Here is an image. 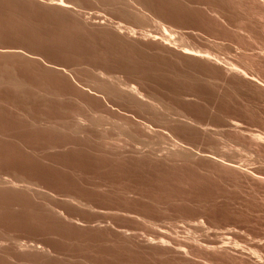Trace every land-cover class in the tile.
<instances>
[{
	"label": "rangeland",
	"instance_id": "obj_1",
	"mask_svg": "<svg viewBox=\"0 0 264 264\" xmlns=\"http://www.w3.org/2000/svg\"><path fill=\"white\" fill-rule=\"evenodd\" d=\"M76 1L68 0V2L73 3L71 4L73 6L72 10H75L74 12L58 7L55 0H0V264H257L256 260L251 258L253 250L256 251L258 257L262 258L257 259L263 262L264 183L255 178L253 179L247 174L229 170L227 167L230 164L229 158L230 161L233 160L234 164L237 163L236 166L243 170L247 169L248 172L259 169L257 167L264 163L257 159L259 158L258 155H262L264 151L258 154V151L250 148L248 141L244 140L245 138L239 134L242 130L247 131L248 128L252 132L253 130L254 132H264L263 93L261 95V91H257L256 87H252L251 84L247 83L245 85L246 83H242L234 77L233 79L232 75L225 74L221 68L222 71L218 69V66L212 63L211 65L205 59L203 61L200 58L193 57L194 51H200L205 56L220 61L222 59L229 63L235 62L243 69H248L247 65L251 64V60L246 59L242 51L244 47L248 48L249 46L242 47V45H251L252 43L248 44L249 41L246 39L239 40V36L236 37L237 35L234 37L233 30L234 24L236 27L240 23H244L245 26L248 24L247 28L250 27L249 29L255 35L259 33L256 21L252 17L254 7L245 0H215V2L214 0H137L136 2L133 0L135 9H132V12L131 8L124 5V2L122 4L123 0H114L115 2L112 1L111 3V0ZM74 2H76L77 7ZM113 2L114 7H112ZM226 2H228V6ZM79 3L82 5L78 6ZM239 3L240 5H238ZM104 4L105 6H103ZM66 6L68 7V5ZM117 8L121 9L116 10ZM214 9L221 10L220 12L225 16L224 18L228 16L227 20L223 19V21L217 22V19L211 14V10ZM81 12L82 14L85 13V15L80 14L82 17L78 15ZM140 14H142V17L145 15L144 18L139 19ZM146 16L148 17L145 20ZM225 20L229 23L227 24ZM220 22H225L230 26L233 25L231 27L233 29L227 25L225 27L224 23L220 24ZM118 23L120 27H123L122 30L125 33L122 31V34H120L117 30ZM76 24L78 26H75ZM98 25H101V28ZM127 28H134L138 34L134 31L136 34L133 35L135 36H131L132 34L127 33L129 31ZM165 33L168 36L171 34L169 37L177 45L173 43L174 46L169 40L170 38L167 41L163 40ZM179 35L180 37H178ZM178 39L180 42H178ZM163 41L171 43L172 47L163 45ZM244 41L245 43H243ZM235 42L237 44L234 46ZM186 47L193 48L194 51H190L192 52L191 56L190 52L183 50ZM164 48L166 49L163 50ZM182 50L187 51L189 55ZM181 51L183 54L186 53V58L185 55L180 54ZM227 53L229 54L227 55ZM216 54L221 55L220 58ZM242 59L244 60L242 61ZM247 61L250 62L246 64ZM120 63L121 65H118ZM242 64L243 66H241ZM244 65H246L245 68ZM254 67H256V70L259 68L257 70L259 78H264V67L258 66L257 68V65ZM202 70H204V73ZM99 71L105 72L107 75L120 77L125 81L127 80L126 82L129 81L130 84L135 83L138 88L143 86L141 89L139 88L142 93L148 96L154 94L151 97L159 99L161 106L164 102L163 108H168V111H170H165L163 114V109L162 114H159V112L153 115L151 112L142 111L122 101L118 104L119 101L116 102L115 99L112 100L109 97L111 98H108L110 102L107 99L106 101L110 103L107 105L113 107L111 110V107L106 105V101H103L102 92L104 90L98 88L100 85H97L99 76L96 73ZM182 76L184 77L182 78ZM223 76L225 78H222ZM205 78L209 80L216 79L210 82ZM162 79L163 81H161ZM18 86H20L19 89ZM255 93L257 94L255 95ZM188 95L189 98H187ZM222 97L224 100H222ZM187 101L189 102L187 103ZM76 103H78V106ZM204 110L206 111L204 112ZM249 110L251 111L249 112ZM182 111L184 114H182ZM167 113H169L168 116L172 115L176 120L182 118L179 119L182 121L180 123L176 122V124L174 122H172L173 124L170 123L173 127L169 123L168 125L163 124L159 118H163L162 115L165 118L168 117L166 116ZM188 113L189 115H187ZM184 115L187 119L189 118L190 122L186 123L187 119ZM230 117L234 122L238 120V123H242L239 125L241 127L243 125V127L237 128L238 130L241 129L239 133H237V129L231 127L232 120H230ZM76 118L84 119L80 121L84 132H78L80 133L78 135L75 127L80 124H78ZM101 118L103 120L109 119L112 125H106L102 128L93 124ZM226 118L230 120V125H227L229 121ZM134 120L148 123L152 126L154 133L145 132L144 134V132L139 131L138 138L134 137L133 134H136L134 132L139 130L134 125ZM193 122H197L198 127ZM118 123L125 124L127 127L125 125L121 127L122 125ZM184 123L188 125H184ZM190 123L192 124L191 127ZM211 125L216 126L212 127ZM226 125L227 128H225ZM179 126L184 127V130H182L183 128L179 129ZM201 126L204 128H201ZM105 128L108 129L106 134L108 133L107 136L110 139L105 137ZM187 128L190 129L187 130ZM229 128H232V130L228 131ZM115 129L117 130L116 135ZM224 129H227V131ZM219 130L224 133L223 136L226 137V140L228 139L225 142L226 144L223 143V141H226L225 139L222 141L216 135ZM119 131L124 132L122 136L118 133ZM234 131L236 134H234ZM245 131H243L244 134H247L248 131L247 133ZM71 133H74L73 137ZM228 135L230 138H228ZM238 136H241V140ZM66 138L69 139V142ZM103 138L107 139L103 141ZM130 139L135 140L134 143ZM117 143H120V146ZM179 144L183 149L179 147ZM175 145L182 150L180 154L185 151L186 159L181 157L184 154L169 157L170 153L176 150ZM226 145L234 149L232 150ZM168 146H170L169 149ZM248 147L253 152L249 151ZM218 149L220 154L223 152L225 155H217ZM249 153L252 155L250 156ZM208 155L210 158H208ZM218 156L225 159L228 156V159H221ZM262 157L264 159V154ZM187 158L190 160H187ZM258 161L262 163L259 164V162V165H257ZM217 162H222V164ZM248 164L252 165L249 166ZM217 166L221 169H218ZM213 167L216 169H213ZM224 168L226 171H224ZM261 168L263 170L260 169V171L264 173L263 165ZM30 190L34 191L31 193ZM233 241L234 243H232ZM185 250L186 253H184Z\"/></svg>",
	"mask_w": 264,
	"mask_h": 264
},
{
	"label": "bare ground",
	"instance_id": "obj_2",
	"mask_svg": "<svg viewBox=\"0 0 264 264\" xmlns=\"http://www.w3.org/2000/svg\"><path fill=\"white\" fill-rule=\"evenodd\" d=\"M55 1H57L56 2V4L58 5V7H61V8H63V9H65V10H67V11H71L72 9H73V6H72V4L70 3V2H68V0L66 1V0H55ZM78 1V0H77ZM76 1V2H77ZM108 1H110V0H108ZM112 1H114V0H111L110 1V3L112 2ZM116 1V0H115ZM114 1V2H115ZM118 1V0H117ZM120 1H122V0H120ZM135 2L137 1V0H134ZM133 0H123L122 1V4H123V2H124V5L126 6V7H128V8H131V10L132 9H135V2H134ZM219 1V0H218ZM231 1V0H230ZM229 1V2H230ZM234 1V0H233ZM238 1H241V0H238ZM245 1H247L249 4H251L253 7H254V9H253V11H254V14H253V16L252 17H254V19H255V21H256V26L258 27V30H259V33L258 32H256V30H255V32L256 33H258L259 35H260V37H258L259 35L257 34V35H255L254 34V32H252V30H250L249 28L250 27H248L247 28V23L248 22H250V21H248L247 23H245V24H247L246 26L245 25H243V24H241L240 23V25L239 26H236L235 27V24H234V30H233V33H235V35H234V37L236 36V37H238L239 38V40L241 39H246V40H248L249 42H248V44H251V45H242V47L243 46H249L248 48H243V51H242V54H243V56H244V54H245V57H246V59L248 58V60L250 59L251 60V64L247 61L246 62V64H248L247 65V68L248 69H246L245 67H246V65H244V68L245 69H243V67H240L238 64L236 65V63L234 62H231V63H229L228 61H225V60H222L221 59V61L220 60H218V59H216V58H213V57H210V56H205L204 54H202L203 52H200V51H194V50H192L191 48H183V50H187L188 52H190V51H194L193 52V57L194 58H200V59H205L206 61H208V62H210V64L212 63V64H214L215 66H218L219 68L218 69H222L224 72H225V74H230V76L232 75V78L234 77L235 79H238L239 81H241L242 83L244 82V83H246L245 85H247V83L250 85H252V87H256V89H257V91H261V95H262V93H263V95L262 96H264V78L262 79V78H259V72L257 71L259 68H258V66H260V67H264V0H245ZM54 2V1H53ZM76 2H74L75 3V6H76ZM79 2H80V0H79ZM84 2V1H83ZM97 2V1H96ZM100 2V1H99ZM102 2V1H101ZM114 2L112 3L113 4V6L112 5H110V6H112V7H114ZM193 2V1H192ZM191 2V3H192ZM214 2H215V0H214ZM222 2V1H221ZM224 2V1H223ZM85 3V2H84ZM106 3V2H105ZM108 3V2H107ZM106 3V4H107ZM110 3H108V4H110ZM121 3V2H120ZM145 3H147V2H145ZM197 3V2H196ZM227 3L228 2H226V5H227ZM238 3V2H237ZM240 3H242V2H240ZM240 3L238 4V5H240ZM64 4H66V5H68V7L66 6V5H64ZM118 4H119V2H118ZM142 4H144V3H142ZM233 4V3H232ZM245 4V3H244ZM244 4H242V5H244ZM247 4V3H246ZM53 5V4H52ZM78 6L80 5H82V4H77ZM85 5V4H84ZM98 5V4H97ZM121 5V4H120ZM138 5H140L139 3H138ZM138 5H136V6H138ZM209 5V4H208ZM207 5V6H208ZM213 5V4H212ZM234 5V4H233ZM65 6V7H64ZM103 6H105V4L103 5ZM118 5L116 4V7H117ZM124 6V7H125ZM205 6V5H204ZM222 6H224V5H222ZM228 6V5H227ZM247 6V5H246ZM46 7V6H45ZM77 7V6H76ZM107 7V6H106ZM106 7H104V8H106ZM123 7V8H124ZM126 7H125V9H126ZM141 7H142V5H141ZM152 7V6H151ZM216 7V6H215ZM221 7V6H220ZM225 8H226V6H224ZM223 7V8H224ZM57 8V7H56ZM78 8H80V7H78ZM99 8H103V7H99ZM111 8V7H110ZM109 8V9H110ZM138 8V7H137ZM136 8V9H137ZM143 8V7H142ZM141 8V9H142ZM153 8V7H152ZM217 8H218V6H217ZM250 8V7H249ZM53 9V8H52ZM111 9H114V8H111ZM118 9H121V8H117L116 10H118ZM140 9V8H139ZM202 9V8H201ZM208 9V8H207ZM206 9V10H207ZM239 9H240V7H239ZM46 10V9H45ZM153 10V9H152ZM56 11V10H55ZM72 11H74L75 12V10H72ZM79 12H80V10H78ZM82 11V10H81ZM137 11V10H136ZM147 11V10H146ZM149 11H150V9H149ZM221 10H216V9H214V10H211V14L215 17V19H217V22H219V21H223V19H226V18H228V16L226 17V18H224L225 16L224 15H222V13L220 12ZM225 11V10H224ZM239 11V10H238ZM242 11V10H241ZM245 11V10H244ZM248 11V10H247ZM252 11V12H253ZM77 12V11H76ZM101 12V11H100ZM119 12V11H118ZM132 12H133V10H132ZM142 13H143V11H141ZM206 12V11H205ZM240 12V11H239ZM249 12H251L250 10H249ZM54 13V12H53ZM52 13V14H53ZM78 13V12H77ZM113 13H115V12H113ZM126 13V12H125ZM134 13H135V11H134ZM151 13H152V11H151ZM232 13V12H231ZM242 13V12H241ZM244 13V12H243ZM57 14V13H56ZM59 14H60V12H59ZM80 14L81 15H85V13H83L82 14V12L81 13H79L78 15L80 16ZM136 14H138V13H136ZM144 14V13H143ZM209 15H211L210 13H208ZM233 14V13H232ZM248 14V13H247ZM74 15V14H73ZM88 15H90V14H88ZM96 15V14H95ZM142 14H140V16H141ZM155 15V14H154ZM230 15V14H229ZM241 15V14H240ZM244 15V14H243ZM246 15V14H245ZM56 16V15H55ZM62 16V15H61ZM69 16H70V14H69ZM114 16V15H113ZM120 16V15H119ZM144 16L145 15H143V17L141 16L139 19H141V18H144ZM231 16V15H230ZM234 16V15H233ZM232 16V17H233ZM248 16H250V15H248ZM72 17V16H71ZM80 17H82V16H80ZM133 17V16H132ZM147 17L148 16H146L145 17V20L147 19ZM156 17V16H155ZM158 17V16H157ZM156 17V18H157ZM212 17V16H211ZM236 17V16H235ZM246 17V16H245ZM124 18V17H123ZM134 18V17H133ZM151 18V17H150ZM159 18V17H158ZM249 18V17H248ZM70 19V18H69ZM79 19H81V18H79ZM78 19V20H79ZM124 19H126V18H124ZM231 19V18H230ZM250 19H251V17H250ZM66 20H67V18H66ZM73 20V19H72ZM76 20V19H75ZM83 20V19H82ZM91 20H92V18H91ZM105 20V19H104ZM128 20V19H127ZM152 20V19H151ZM227 20V19H226ZM225 20V22L228 24L229 22H227ZM243 20H246V19H243ZM88 21V20H87ZM90 21V20H89ZM101 21V20H100ZM106 21V20H105ZM107 21H109V20H107ZM129 21H130V19H129ZM140 21V20H139ZM211 21V20H210ZM254 21V20H253ZM64 22V21H63ZM99 22V21H98ZM132 22H133V20H132ZM138 22V21H137ZM144 22V21H143ZM153 22V21H152ZM225 22H223L224 23V26L225 25H227ZM236 22H238V21H236ZM240 22V21H239ZM244 22V21H243ZM157 23H159V22H157ZM171 23V22H170ZM169 23V24H170ZM210 23V22H209ZM222 22H220V24H221ZM222 23V24H223ZM231 23V22H230ZM251 24H252V22H250ZM119 24V23H118ZM117 24V25H118ZM134 24V23H133ZM146 24V23H145ZM145 24H143V25H145ZM149 24V23H148ZM154 24H156V23H154ZM153 24V25H154ZM161 24V23H160ZM211 24V23H210ZM255 24V23H254ZM253 24V25H254ZM74 25V24H73ZM97 25V24H96ZM136 25V24H135ZM135 25H133V26H135ZM158 25V24H157ZM163 25V24H162ZM75 26H78L77 24L75 25ZM84 26V25H83ZM99 27L101 26V25H98ZM114 26V25H113ZM214 26V25H213ZM227 26H229L230 28L233 26H230V24L229 25H227ZM250 26H252V25H250ZM115 27V26H114ZM157 27V26H156ZM163 27V26H162ZM226 27V26H225ZM254 27V26H253ZM89 28V27H88ZM101 28V27H100ZM158 28H159V26H158ZM92 29V28H91ZM90 29V30H91ZM97 29V28H96ZM104 29V28H103ZM123 29V27H120V24H119V26L117 27V30L120 32V34H122V30ZM165 29V28H164ZM172 29V28H171ZM231 29H233V28H231ZM254 29V28H253ZM102 30V29H101ZM107 30H108V27H107ZM113 30V29H112ZM111 30V31H112ZM127 30H129L127 33H129V34H132L131 36H135V35H133V34H138V32H136L135 30H134V28H130V29H128L127 28ZM162 31H163V29H161ZM160 30V31H161ZM167 30V29H166ZM106 31V30H105ZM136 33H135V32ZM158 31V30H157ZM159 31V32H160ZM170 31V30H169ZM173 31V30H172ZM178 31V30H177ZM215 31H217V30H215ZM220 31H222V30H220ZM225 31V30H224ZM254 31V30H253ZM124 32V31H123ZM143 32V31H142ZM145 32V31H144ZM158 32V33H159ZM168 32V31H167ZM184 32V31H183ZM214 32V31H213ZM111 33V32H110ZM116 33V32H115ZM125 33V32H124ZM158 33H156V34H158ZM171 33V32H170ZM173 34H174V32H172ZM225 33H227V32H225ZM233 33H231V34H233ZM119 34V35H120ZM141 34V33H140ZM149 34V33H148ZM154 34V33H153ZM169 34V33H168ZM222 34V33H221ZM124 35V34H123ZM145 35V34H144ZM160 35H161V33H160ZM171 35V34H170ZM169 35V36H170ZM181 35H182V33H181ZM224 35H226V34H224ZM148 36V35H147ZM155 36V35H154ZM162 36V35H161ZM168 35H167V33H165V37H164V39L163 40H166L167 41V39L168 38H170L169 40L171 41V43L173 44V43H175V42H172V38L171 37H167ZM174 36V35H173ZM187 36V35H186ZM185 36V37H186ZM114 37V36H113ZM118 38H119V36H117ZM125 37V36H124ZM141 37V36H140ZM178 37H180V35L178 36ZM223 37V36H222ZM229 37V36H228ZM233 37V38H234ZM121 38H122V36H121ZM126 38V37H125ZM134 38H136V37H134ZM149 38V37H148ZM174 39H175V37H173ZM183 38H184V36H183ZM115 39V38H114ZM127 39V38H126ZM145 39V38H144ZM153 39V38H152ZM151 39V40H152ZM180 39V38H179ZM178 39V40H179ZM181 39H182V37H181ZM185 39V38H184ZM183 39V41H185ZM214 39V38H213ZM221 39V38H220ZM223 39V38H222ZM228 39V38H227ZM226 39V40H227ZM132 40V39H131ZM155 40V39H154ZM229 40H230V38H229ZM135 41V40H134ZM158 41H160V40H158ZM189 41V40H188ZM223 41V40H222ZM238 41V40H237ZM133 42V41H132ZM178 42H180V40L178 41ZM182 42V41H181ZM191 42V41H190ZM239 42V41H238ZM240 42H242V41H240ZM158 43V42H157ZM160 43V42H159ZM170 43V44H171ZM185 43V42H184ZM187 43V42H186ZM210 43V42H209ZM218 43V42H217ZM234 43V42H233ZM243 43H245V41L243 42ZM242 43V44H243ZM246 43H247V41H246ZM169 44V42L168 43H166V42H164L163 41V45H166L167 47H172L171 45ZM176 44V43H175ZM183 44V43H182ZM195 44V43H194ZM213 44V43H212ZM216 44V43H215ZM214 44V45H215ZM221 44H222V42H221ZM237 44V42H235V44H234V46ZM241 44V43H240ZM152 45V44H151ZM161 45V44H160ZM174 45V44H173ZM177 45V44H176ZM184 45V44H183ZM187 45V44H186ZM191 45H192V43H191ZM197 45V44H196ZM218 45V44H217ZM229 45V44H228ZM175 46V45H174ZM185 46V45H184ZM198 46V45H197ZM209 46V45H208ZM241 46V45H240ZM254 46H255V48H254ZM156 47V46H155ZM159 47V46H158ZM183 47V46H182ZM189 47V46H188ZM203 47H205V46H203ZM230 47V46H229ZM231 47H233V46H231ZM237 47V46H236ZM241 47V48H242ZM153 48H154V46H153ZM161 48V47H160ZM176 48H177V46H176ZM200 48V47H199ZM217 48V47H216ZM238 48V47H237ZM241 48H240V50H241ZM24 49V48H23ZM158 49V48H157ZM162 49V48H161ZM166 48H164L163 50H165ZM201 49V48H200ZM199 49V50H200ZM211 49V48H210ZM218 49V48H217ZM221 49V48H220ZM230 49V48H229ZM235 50H236V48H234ZM179 50V49H178ZM182 50V51H183ZM197 50V49H196ZM209 50V49H208ZM213 50V49H212ZM239 50V51H240ZM102 51H104V50H102ZM152 51V50H151ZM177 51V50H176ZM181 51V52H182ZM187 51H183V52H186L187 54H188V52ZM207 51V50H206ZM215 51V50H214ZM217 51V50H216ZM220 51V50H219ZM222 51V50H221ZM229 51V50H228ZM237 51H238V49H237ZM32 52V51H31ZM121 52V51H120ZM171 52V51H170ZM183 52L182 53H180L181 55L183 54ZM192 52H190V56H191V53ZM195 52H197V53H195ZM210 52V51H209ZM213 52V51H212ZM226 52V51H225ZM232 52V51H231ZM244 52V53H243ZM248 52H250V53H248ZM21 53V52H20ZM156 53H157V51H156ZM168 53H169V51H168ZM186 53H184L183 55H185ZM194 53H195V56H194ZM223 53H224V51H223ZM38 54V53H37ZM103 54V53H102ZM163 54H164V52H163ZM170 54V53H169ZM172 54V53H171ZM208 55H209V53H207ZM206 54V55H207ZM210 54H211V52H210ZM229 53H227V55H228ZM39 55V54H38ZM105 55V54H104ZM103 55V56H104ZM158 55H160L159 53H158ZM165 55V54H164ZM189 55V54H188ZM211 55H213V54H211ZM214 55H215V53H214ZM217 55V54H216ZM222 55H224V54H222ZM236 55V54H235ZM238 55H240V54H238ZM167 56V55H166ZM217 56H219V55H217ZM221 56V55H220ZM220 56H219V58H220ZM226 56V55H225ZM242 56V57H243ZM169 57H170V55H169ZM231 57H232V55H231ZM97 58V57H96ZM171 58V57H170ZM176 58V57H175ZM181 58V57H180ZM185 58H186V55H185ZM184 58V59H185ZM192 58V57H191ZM229 58V57H228ZM238 58V57H237ZM241 58V57H240ZM103 59V58H102ZM108 59V58H107ZM157 59V58H156ZM190 59V58H189ZM224 59V58H223ZM226 59H227V57H226ZM235 59V58H234ZM94 60V59H93ZM168 60V59H167ZM177 61H178V59H176ZM195 61H197L196 59H194ZM238 60V59H237ZM237 60H235L236 62H237ZM241 60V59H240ZM244 59H242V61H243ZM95 61H97V60H95ZM103 61V60H102ZM110 61V60H109ZM174 61H175V59H174ZM187 61V60H186ZM199 61V60H198ZM201 61V60H200ZM204 61V60H203ZM234 61V60H233ZM104 62V61H103ZM105 62H106V59H105ZM120 62V61H119ZM171 62H172V60H171ZM179 62V61H178ZM188 62V61H187ZM238 62H240V61H238ZM52 63V62H51ZM101 63V62H100ZM170 63V62H169ZM182 63H184V62H182ZM194 63V62H193ZM245 63V62H244ZM113 64V63H112ZM116 64V63H115ZM158 64V63H157ZM164 64V63H163ZM167 64V63H166ZM195 64V63H194ZM211 64V65H212ZM103 65V64H102ZM118 65H121V63L120 64H118ZM123 65V64H122ZM171 65H173V64H171ZM170 65V66H171ZM182 65V64H181ZM209 65V64H208ZM255 65H257V70H256V67H254ZM58 66H60V65H58ZM71 66V65H70ZM77 66V65H76ZM164 66V65H163ZM174 66V65H173ZM180 66V65H179ZM205 66V65H204ZM210 66V65H209ZM241 66H243V64L241 65ZM73 67V66H72ZM71 67V68H72ZM94 67V66H93ZM168 67V66H167ZM178 67V66H177ZM185 67H187V66H185ZM199 67V66H198ZM207 67V66H206ZM205 67V68H206ZM166 68V67H165ZM183 68V67H182ZM172 69V68H171ZM197 69V68H196ZM220 69V70H221ZM261 69V68H260ZM66 70V69H65ZM65 70H64V72H65ZM68 70V69H67ZM138 70V69H137ZM168 70V69H167ZM221 70V71H222ZM262 70V69H261ZM260 70V71H261ZM264 70V69H263ZM69 71V70H68ZM82 71V70H81ZM102 71V70H101ZM109 71V70H108ZM173 71V70H172ZM189 71V70H188ZM195 71V70H194ZM203 71V73H204V70H202ZM216 71V70H215ZM92 72V71H91ZM110 72V71H109ZM116 72H118V71H116ZM137 72V71H136ZM177 72V71H176ZM175 72V73H176ZM186 72V71H185ZM200 72V71H199ZM206 72V71H205ZM257 72V73H256ZM142 73V72H141ZM168 73V72H167ZM171 73V72H170ZM214 73V72H213ZM217 73V72H216ZM216 73H215V75H216ZM261 73V72H260ZM263 73V72H262ZM261 73V74H262ZM61 74H63V73H61ZM73 74V73H72ZM98 76H99V81H98V83H97V85H100L98 88H101L102 90H104V92H102V98H103V101L105 102L106 101V99L107 100H109V99H111L112 98V100H116V102H118V104L120 103V101H122V102H125V103H127V104H129V105H131V106H134V107H137V108H139V109H141L142 111H148V112H151L153 115H156V114H154V113H159V114H162V112L161 111H163V109H164V111H163V114L165 113V111H167V112H169L168 111V108L166 109V108H163L164 106H163V104L165 105V103L164 102H162V106H161V102H159L158 100H157V98L155 99V98H152L151 97V95L150 96H148V95H146V94H144V93H142L141 92V88L143 87H141L140 88V86H139V88L135 85V83L134 84H130V82L128 81V82H126L125 80H123L122 78H120V77H115V76H112V75H107V74H105V72L103 73V72H98V73H96ZM186 74V73H185ZM207 74V73H206ZM218 74V73H217ZM95 75V74H94ZM96 75V76H97ZM140 75V74H139ZM174 75V74H173ZM181 75V74H180ZM258 75V76H257ZM10 76V75H9ZM15 76V75H14ZM62 76V75H61ZM65 76V75H64ZM192 76V75H191ZM227 76V75H226ZM264 76V75H263ZM8 77V76H7ZM13 77V76H12ZM68 77V76H67ZM125 77V76H124ZM138 77V76H137ZM141 77V76H140ZM151 77V76H150ZM178 77H180L179 75H178ZM184 76H182V78H183ZM187 77V76H186ZM190 77V76H189ZM203 77V76H202ZM5 78V77H4ZM9 78V77H8ZM82 78V77H81ZM93 78H95V77H93ZM126 78V77H125ZM176 78V77H175ZM194 78H197V77H194ZM208 78H210V77H208ZM208 78H205V79H208ZM218 78V77H217ZM222 78H225L224 76L222 77ZM232 78H229V79H232ZM233 78V79H234ZM7 79V78H6ZM13 79H16V78H13ZM139 79V78H138ZM148 79V78H147ZM177 79V78H176ZM213 80H209L208 79V81H214L215 79L214 78H212ZM227 79V78H226ZM17 80V79H16ZM62 80V79H61ZM68 80V79H67ZM83 80V79H82ZM87 80V79H86ZM89 80V79H88ZM95 80V79H94ZM130 80V79H129ZM145 80V79H144ZM183 81H184V79H182ZM192 80V79H191ZM224 80V79H223ZM237 80V81H238ZM6 81V80H5ZM136 81V80H135ZM161 81H163V79L161 80ZM181 81V80H180ZM201 81V80H200ZM217 81V80H216ZM215 81V82H216ZM225 81V80H224ZM236 81V82H237ZM24 83H25V81H23ZM22 82V83H23ZM64 82V81H63ZM70 82V81H69ZM82 82V81H81ZM86 82V81H85ZM133 82V81H132ZM131 82V83H132ZM140 82V81H139ZM142 82V81H141ZM148 82V81H147ZM157 82V81H156ZM175 82V81H174ZM188 83L190 82V81H187ZM197 82V81H196ZM196 82H193V83H196ZM202 82V81H201ZM241 82H239L240 84H241ZM2 83V82H1ZM9 83V82H8ZM7 83V84H8ZM23 83V84H24ZM65 83V82H64ZM84 83V82H83ZM95 83H96V81H95ZM154 83V82H153ZM184 83V82H183ZM192 83V82H191ZM221 83V82H220ZM18 84V83H17ZM16 84V85H17ZM21 84V83H20ZM141 84V83H140ZM165 84V83H164ZM168 84H170V83H168ZM174 84V83H173ZM176 84V83H175ZM199 84V83H198ZM204 84V83H203ZM210 84V83H209ZM214 84V83H213ZM221 84H223V83H221ZM220 84V85H221ZM227 84V83H226ZM11 85V84H10ZM16 85L14 86V88L16 87ZM25 85H27V84H25ZM86 85H88V84H86ZM94 85V84H93ZM143 85V84H142ZM150 85V84H149ZM155 85V84H154ZM160 85V84H159ZM185 85V84H184ZM190 85V84H189ZM228 85H229V82H228ZM237 85V84H236ZM245 85H244V87H245ZM91 86H92V84H91ZM152 86V85H151ZM187 86V85H186ZM225 86V85H224ZM231 86H232V84H231ZM234 86V85H233ZM243 86V85H242ZM19 87L20 86H18V89H19ZM22 87H24V86H22ZM21 87V88H22ZM68 87V86H67ZM150 87V86H149ZM155 87V86H154ZM164 87V86H163ZM170 87V86H169ZM176 87V86H175ZM191 87H192V85H191ZM201 87V86H200ZM202 87H203V85H202ZM213 87V86H212ZM216 87V86H215ZM221 87V86H220ZM235 87V86H234ZM251 87V88H252ZM89 88H93V87H89ZM160 88V87H159ZM181 88V87H180ZM186 88V87H185ZM184 88V89H185ZM194 88V87H193ZM223 88H225V87H223ZM17 88H16V90H18ZM150 89V88H149ZM158 89V88H157ZM176 89H177V87H176ZM198 89V88H197ZM214 89V88H213ZM242 89H244V88H242ZM255 89V90H256ZM77 90V89H76ZM145 90V89H144ZM174 90V89H173ZM183 90V89H182ZM186 90V89H185ZM184 90V91H185ZM191 90H193V89H191ZM200 90V89H199ZM217 90V89H216ZM219 90V89H218ZM231 90V89H230ZM229 90V91H230ZM245 90V89H244ZM55 91V90H54ZM93 91H95V90H93ZM179 91H180V89H179ZM209 91V90H208ZM232 91V90H231ZM235 91V90H234ZM247 91V90H246ZM249 91V90H248ZM251 91V90H250ZM256 91V92H257ZM49 92V91H48ZM97 92V91H96ZM100 92V91H99ZM147 92V91H146ZM195 92V91H194ZM198 92V91H197ZM201 92V91H200ZM205 92V91H204ZM220 92V91H219ZM242 92H244V91H242ZM65 93V92H64ZM85 93V92H84ZM91 93V92H90ZM101 93V92H100ZM153 93V92H152ZM164 93V92H163ZM206 93V92H205ZM204 93V94H205ZM233 93V92H232ZM240 93H241V91H240ZM248 93V92H247ZM254 93V92H253ZM252 93V94H253ZM258 93V92H257ZM257 93H255V95L257 94ZM82 94V93H81ZM189 94V93H188ZM199 94V93H198ZM211 94V93H210ZM249 94V93H248ZM60 95V94H59ZM63 95V94H62ZM194 95V94H193ZM214 95V94H213ZM227 95H229V94H227ZM247 95V94H246ZM75 96V95H74ZM82 96H83V94H82ZM89 96H91V95H89ZM101 96V95H100ZM152 96H154V94L152 95ZM172 96V95H171ZM195 96V95H194ZM207 96V95H206ZM211 96V95H210ZM221 96V95H220ZM219 96V97H220ZM249 96H251V95H249ZM261 96V97H262ZM52 97V96H51ZM62 97V96H61ZM64 97V96H63ZM109 97H111V98H109ZM174 97V96H173ZM196 97V96H195ZM203 97V96H202ZM232 97V96H231ZM252 97V96H251ZM255 97V96H254ZM70 98V97H69ZM97 98V97H96ZM101 98V99H102ZM105 98V99H104ZM109 98V99H108ZM176 98H178V97H176ZM182 98V97H181ZM187 98H189V95H188V97ZM212 98V97H211ZM210 98V99H211ZM225 98V97H224ZM229 98V97H228ZM235 98V97H234ZM234 98H232V99H234ZM249 98V97H248ZM247 98V99H248ZM58 99V98H57ZM71 99H73V98H71ZM90 99V98H89ZM191 99V98H190ZM214 99V98H213ZM231 99V98H230ZM236 99V98H235ZM238 99V98H237ZM262 99V98H261ZM263 99H264V97H263ZM83 100V99H82ZM93 100V99H92ZM96 100V99H95ZM94 100V101H95ZM168 100V99H167ZM173 100V99H172ZM192 100H193V98H192ZM191 100V101H192ZM198 100V99H197ZM222 100H224L223 99V97H222ZM259 100V99H258ZM63 101H65L64 99H63ZM67 102H68V100H66ZM73 101V100H72ZM164 101H166V100H164ZM242 101V100H241ZM250 101V100H249ZM70 102H71V100H70ZM76 102V101H75ZM74 102V103H75ZM97 102V101H96ZM109 102H110V100H109ZM109 102H107L106 101V105L109 103ZM115 102V101H114ZM173 102V101H172ZM189 101H187V103H188ZM196 102V101H195ZM252 102V101H251ZM262 102H264V101H262ZM79 103V102H78ZM78 103H76L77 104V106H78ZM100 103V102H99ZM124 103V104H125ZM168 103V102H167ZM186 103V102H185ZM231 103V102H230ZM257 103V102H256ZM68 104H70L69 102H68ZM110 104V103H109ZM126 104V105H127ZM228 104V103H227ZM243 104V103H242ZM241 104V105H242ZM255 104V103H254ZM260 104H261V102H260ZM259 104V105H260ZM91 106H92V104H90ZM115 105V104H114ZM113 105V106H114ZM174 105V104H173ZM172 105V106H173ZM197 105V104H196ZM232 105V104H231ZM258 105V106H259ZM263 105V104H262ZM68 106V105H67ZM95 106H97V105H95ZM101 106V105H100ZM107 106H109V105H107ZM125 106V105H124ZM123 106V107H124ZM128 106V105H127ZM235 106V105H234ZM258 106H257V108H258ZM73 107V106H72ZM85 107V106H84ZM106 107V106H105ZM109 107H111V110H112V106H109ZM130 107V106H129ZM167 107H169V106H167ZM183 107V106H182ZM185 107V106H184ZM240 107V106H239ZM238 107V108H239ZM244 107V106H243ZM248 107V106H247ZM251 107V106H250ZM96 108V107H95ZM127 108V107H126ZM136 108V109H137ZM181 108V107H180ZM191 108V107H190ZM198 108V107H197ZM210 108H212V107H210ZM237 108V107H236ZM246 108V107H245ZM262 108V107H261ZM130 109V108H129ZM177 109V108H176ZM196 109V108H195ZM233 109V108H232ZM241 109V108H240ZM247 109V108H246ZM249 109V108H248ZM251 109H253L252 107H251ZM92 110V109H91ZM133 111H135L134 109H132ZM138 110V109H137ZM178 110V109H177ZM184 110V109H183ZM192 110V109H191ZM226 110H227V108H226ZM230 110V109H229ZM235 110V109H234ZM242 110V109H241ZM254 110V109H253ZM259 110H261V109H259ZM263 110H264V108H263ZM89 111V110H88ZM119 111V110H118ZM176 111V110H175ZM181 111V110H180ZM206 110H204V112H205ZM208 111H210V110H208ZM213 111V110H212ZM211 111V112H212ZM251 110H249V112H250ZM116 112V111H115ZM140 112V111H139ZM190 112V111H189ZM194 112V111H193ZM198 112V111H197ZM225 112V111H224ZM223 112V113H224ZM239 112H241V111H239ZM245 112H246V110H245ZM248 112V111H247ZM91 113V112H90ZM137 113V112H136ZM174 113H176V112H174ZM186 113V112H185ZM192 113V112H191ZM191 113H190V116H191ZM208 113V112H207ZM256 113V112H255ZM74 114V113H73ZM77 114V113H76ZM75 114V115H76ZM80 114V113H79ZM88 114H89V112H88ZM168 114L169 113H167V115L166 116H168ZM182 114H184L183 113V111H182ZM196 114V113H195ZM194 114V115H195ZM201 114H203V113H201ZM200 114V115H201ZM218 114V113H217ZM245 114V113H244ZM262 114V113H261ZM90 115V114H89ZM120 115V114H119ZM143 115V114H142ZM174 115V114H173ZM177 115L179 116V114L177 113ZM181 115V114H180ZM187 115H189V113L187 114ZM209 115V114H208ZM215 115V114H214ZM220 115V114H219ZM224 115V114H223ZM251 115V114H250ZM85 116V115H84ZM95 116V115H94ZM136 116V115H135ZM151 116V115H150ZM160 116V115H159ZM172 116V115H171ZM170 115L168 116V117H166L165 118V116L164 115H162V117L163 118H159L161 121L160 122H163V124H167L168 125V123L170 124V123H172V122H174L175 124H176V122H181L179 119H182V118H179L178 120H176V119H174L173 118V116L171 117ZM178 116H177V118H178ZM189 116V117H190ZM211 116V115H210ZM227 116V115H226ZM234 116V115H233ZM78 117V116H77ZM80 117V116H79ZM151 117H153V116H151ZM171 117V118H170ZM176 117V116H175ZM180 117V116H179ZM184 117L187 119V117L184 115ZM213 117H215V116H213ZM219 117V116H218ZM223 117V116H222ZM229 117V116H228ZM227 117V118H228ZM236 117V116H235ZM247 117V116H246ZM253 117V116H252ZM61 118V117H60ZM73 118V117H72ZM95 119H96V117H94ZM99 118V117H98ZM102 118H104V117H102ZM101 118V119H102ZM153 118H155V117H153ZM158 118V117H157ZM226 118V119H227ZM237 118V117H236ZM250 118V117H249ZM264 118V117H263ZM73 119H75V118H73ZM77 119V118H76ZM83 119V118H82ZM82 119H77L78 120V124H80V125H76V131H77V135L78 134H80V133H83L84 132V130H83V127L81 126V123H80V121L82 120ZM87 119V118H86ZM91 119H92V117H91ZM101 119H99V121L98 120H96V122L95 123H93V124H96V125H98L99 127H102V128H104L106 125H112V124H110L111 123V121L109 120V119H107V120H101ZM189 119V118H188ZM187 119V120H188ZM194 119V118H193ZM241 119V118H240ZM258 119V118H257ZM257 119H255V120H257ZM64 120V119H63ZM84 120V119H83ZM89 120H90V118H89ZM109 120V121H108ZM116 120V119H115ZM130 120V119H129ZM132 120V119H131ZM152 120V119H151ZM186 120V123H188V122H190L189 120L187 121ZM214 120V119H213ZM220 120V119H219ZM225 120V119H224ZM228 120V119H227ZM230 120H232L231 119V117H230ZM230 120H228L229 121V124H227V125H230ZM235 120V119H234ZM244 120V119H243ZM249 120V119H248ZM247 120V121H248ZM262 120V119H261ZM38 121V120H37ZM36 121V122H37ZM50 121V120H49ZM52 121V120H51ZM88 121V120H87ZM119 121V120H118ZM127 121V120H126ZM135 121L136 120H134L133 122H134V125L136 126V128L137 129H139V130H136L134 133H136V134H133L134 135V137H137L138 138V136H139V134H138V132L139 131H142V132H144V134H145V132L147 133H154L153 131V128H152V126L151 125H149L148 123H146V122H138V121H136V124H135ZM184 121V120H183ZM191 121H193L192 119H191ZM195 121V120H194ZM201 121V120H200ZM226 121V120H225ZM224 121V122H225ZM238 120H235V122L232 120L231 121V127H234L235 129H239V127L240 128H242L243 127V125H242V127L239 125V124H242V123H238L237 122ZM246 121V120H245ZM250 121H252V120H250ZM253 121H254V119H253ZM264 121V120H263ZM44 122V121H43ZM73 122H76V121H73ZM90 122V121H89ZM124 122V121H123ZM132 122V123H133ZM185 122V121H184ZM212 122H214V121H212ZM211 122V123H212ZM216 122H218V121H216ZM223 122V123H224ZM35 123V122H34ZM34 123H33V125H34ZM47 123V122H46ZM49 123V122H48ZM47 123V124H48ZM67 123V122H66ZM92 123V122H91ZM113 123V122H112ZM130 123V122H129ZM186 123H184V125L186 124ZM193 123H195V122H193ZM201 123V122H200ZM207 123V122H206ZM219 123V122H218ZM222 123V124H223ZM226 123H228V122H226ZM225 123V124H226ZM243 123H245V122H243ZM50 124V123H49ZM59 124V123H58ZM83 124V123H82ZM118 124H120V123H118ZM117 124V125H118ZM131 124V123H130ZM151 124V123H150ZM162 124V125H163ZM173 124V123H172ZM182 124V123H181ZM196 125H197V127H198V124H197V122L195 123ZM208 124V123H207ZM206 124V125H207ZM213 124V123H212ZM256 124H258V123H256ZM45 125V124H44ZM52 125H54V124H52ZM51 125V126H52ZM95 125V126H96ZM115 125V124H114ZM120 125H122V124H120ZM125 125V124H124ZM124 125H122L121 127H123ZM129 125V124H128ZM161 125V124H160ZM159 125V126H160ZM171 125V124H170ZM183 125V126H184ZM186 125H188V124H186ZM190 125V127H191V123L189 124ZM220 125V124H219ZM226 125V127L225 128H227L228 126ZM246 125V124H245ZM250 125V124H249ZM253 125V124H252ZM84 126H85V124H84ZM97 126V127H98ZM126 126V125H125ZM130 127H131V125H129ZM172 127H173V125H171ZM176 126H178V125H176ZM210 126V125H209ZM212 127H214V126H216V125H211ZM73 127H74V125H73ZM93 127V126H92ZM98 127V128H99ZM108 127V126H107ZM117 127V126H116ZM127 127V126H126ZM125 127V128H126ZM180 127V126H179ZM189 127V126H188ZM196 127V128H197ZM223 127H224V125H223ZM246 127V126H245ZM244 127V128H245ZM254 127V126H253ZM258 127V126H257ZM256 127V128H257ZM261 127V126H260ZM259 127V128H260ZM59 128V127H58ZM69 128V127H68ZM84 128H86V127H84ZM89 128V127H88ZM95 128V127H94ZM115 128V127H114ZM166 128V127H165ZM181 128H183L182 130H184V127H180L179 129H181ZM201 128H204V127H202L201 126ZM243 128V129H244ZM252 128V127H251ZM250 128V129H251ZM51 129H52V127H51ZM54 129V128H53ZM73 129V128H72ZM132 129V128H131ZM130 129V130H131ZM190 129V128H189ZM188 128H187V130H189ZM194 129V128H193ZM199 129H200V127H199ZM206 129V128H205ZM204 129V130H205ZM220 129V128H219ZM230 129V128H229ZM237 129V130H238ZM264 129V128H263ZM69 130V129H68ZM74 130V129H73ZM73 130H70V131H73ZM86 130V129H85ZM91 130H92V128H91ZM104 130V129H103ZM106 130H108V129H106L105 128V130H104V132H105V137H107V138H109L108 136H107V134H106ZM122 130V129H121ZM133 130H135V129H133ZM187 130H185V131H187ZM203 130V131H204ZM209 130V129H208ZM223 130V129H222ZM224 130H226L227 131V129H224ZM232 130V128L230 129V130H228V131H231ZM248 130H249V128H248ZM247 130V131H248ZM261 130V129H260ZM259 130V131H260ZM60 131V130H59ZM75 131V132H76ZM90 131V130H89ZM112 131V130H111ZM115 135H116V133H117V130L115 129ZM156 131V130H155ZM178 131V130H177ZM180 131V130H179ZM178 131V132H179ZM199 131V130H198ZM221 130H219V132L218 133H216V135L219 137V139H221L222 141L225 139L226 140V137H224L223 136V134L224 133H222V132H220ZM226 131H225V133H226ZM239 131H241V129L240 130H238V132L237 133H239ZM243 131H245V130H242V132ZM247 131H245V133H247ZM255 131H256V129H255ZM66 132V131H65ZM74 132V133H75ZM78 132H80V133H78ZM109 132V131H108ZM113 132V131H112ZM127 132H129V131H127ZM165 132V131H164ZM202 132V131H201ZM206 132H207V130H206ZM224 132V131H223ZM242 132H240L239 134L240 135H242V137H244L245 139L244 140H247L248 142L247 143H249L248 145L250 146V148H254V149H256L257 151H258V154H260L261 153V151H264V132H254V130H253V132L252 131H248V133L247 134H244V132L242 133ZM73 133V134H74ZM88 133V132H87ZM94 133V132H93ZM92 133V134H93ZM110 133V132H109ZM114 133V132H113ZM119 134H121V136L123 135V131H119L118 132ZM126 133V132H125ZM158 133V132H157ZM182 133V132H181ZM181 133H179V135H181ZM188 133H189V131H188ZM191 133H192V131H191ZM190 133V134H191ZM208 133V132H207ZM69 134V133H68ZM72 134V133H71ZM73 134H72V137H73ZM86 134V133H85ZM97 134V133H96ZM127 134V133H126ZM130 134H132L131 132H130ZM164 134V133H163ZM176 134V133H175ZM195 134H197L196 132H195ZM195 134H194V136H195ZM204 134V133H203ZM226 134H228V133H226ZM225 134V135H226ZM234 134H236L235 133V131H234ZM233 134V135H234ZM239 134H237V135H239ZM70 135V134H69ZM99 135V134H98ZM103 135V134H102ZM110 135V134H109ZM115 135H114V137H115ZM232 135V134H231ZM232 135V136H233ZM75 136V135H74ZM95 136V135H94ZM101 136V135H100ZM117 136H119V135H117ZM167 136V135H166ZM182 136H184V135H182ZM181 136V137H182ZM202 136V135H201ZM207 136V135H206ZM68 137V136H67ZM70 137V136H69ZM86 137V136H85ZM87 137H90V136H87ZM113 137V136H112ZM141 137H143V136H141ZM169 137V136H168ZM180 137V138H181ZM197 137V136H196ZM221 137V138H220ZM239 138L241 137V136H238ZM82 138V137H81ZM80 138V139H81ZM101 138V137H100ZM107 138H103V141H104V139H107ZM115 138H117V137H115ZM123 138V137H122ZM128 138H130V137H128ZM150 138V137H149ZM165 138V137H164ZM177 138V137H176ZM185 138V137H184ZM228 138H230L229 137V135H228ZM67 139V138H66ZM79 139V138H78ZM83 139V138H82ZM102 139V138H101ZM110 139V138H109ZM134 139V138H133ZM141 139V138H140ZM143 139V138H142ZM151 139H152V137H151ZM159 139V138H158ZM157 139V140H158ZM166 139V138H165ZM165 139H163V140H165ZM187 139V138H186ZM237 139V138H236ZM69 139H67V141H68ZM70 140H71V138H70ZM85 140V139H84ZM97 140V139H96ZM114 141H115V139H113ZM118 140H120V139H118ZM124 139H122V141H123ZM131 140V139H130ZM155 140H156V137H155ZM160 140V139H159ZM158 140V141H159ZM167 140V139H166ZM175 140V139H174ZM191 140V139H190ZM202 140H204V139H202ZM233 140V139H232ZM234 140H235V137H234ZM240 140H241V138H240ZM73 141V140H72ZM80 141V140H79ZM88 141V140H87ZM92 141V140H91ZM106 141V140H105ZM108 141V140H107ZM132 141V140H131ZM130 141V142H131ZM135 141V140H134ZM134 141H132L133 143H134ZM139 141V140H138ZM162 141V140H161ZM168 141V140H167ZM167 141H165V142H167ZM170 141V140H169ZM172 141V140H171ZM179 141V140H178ZM181 141V140H180ZM194 141V140H193ZM228 141V139L226 140V141H223V143L224 144H226L225 142H227ZM69 142V141H68ZM93 142V141H92ZM109 142V141H108ZM112 142V141H111ZM121 142V141H120ZM124 142H125V140H124ZM126 142H128V141H126ZM140 142V141H139ZM143 142V141H142ZM153 142V141H152ZM155 142V141H154ZM183 142V141H182ZM187 142V141H186ZM195 142H197L196 140H195ZM199 142V141H198ZM208 142H209V140H208ZM208 142H207V144H208ZM230 142H231V140H230ZM233 142V141H232ZM246 142V141H245ZM74 143V142H73ZM96 143V142H95ZM106 143V142H105ZM113 143V142H112ZM132 143V144H133ZM151 143V142H150ZM157 143H159V142H157ZM170 143V142H169ZM168 143V144H169ZM173 143V142H172ZM176 143H178V142H176ZM185 143V142H184ZM199 143H202V142H199ZM217 143H219V142H217ZM223 143H222V145H223ZM237 143V142H236ZM235 143V144H236ZM115 144V143H114ZM118 144V143H117ZM120 144V143H119ZM118 144V145H119ZM144 144V143H143ZM164 144V143H163ZM205 144V143H204ZM206 144V145H207ZM216 144V143H215ZM229 144V143H228ZM238 144H240V143H238ZM246 144V143H245ZM62 145V144H61ZM98 145V144H97ZM106 145V144H105ZM139 145V144H138ZM153 145V144H152ZM157 145V144H156ZM174 145V144H173ZM172 145V146H173ZM196 146H197V144H195ZM194 145V146H195ZM217 145H219V144H217ZM216 145V146H217ZM230 145L231 146H233L231 143H230ZM78 146V145H77ZM120 146V145H119ZM118 146V147H119ZM122 146V145H121ZM130 146V145H129ZM175 146H177V145H175ZM174 146V148H176V150H174V151H172L171 153H170V156L169 157H173V156H177L178 154L181 156V155H183L184 153H185V151H184V153H182V154H180L181 152H182V150H180V144H179V147H178V149H177V147H175ZM209 146H212V145H209ZM209 146H207V147H209ZM227 146V145H226ZM226 146H223V147H226ZM238 146V145H237ZM244 146V145H243ZM62 147V146H61ZM64 147V146H63ZM103 147V146H102ZM143 147V146H142ZM152 147V146H151ZM162 147V146H161ZM165 147V146H164ZM213 147V146H212ZM228 148L230 147V146H227ZM234 148H235V146H233ZM246 147H247V145H246ZM245 147V148H246ZM54 148V147H53ZM74 148V147H73ZM108 148V147H107ZM111 148V147H110ZM125 148V147H124ZM138 148V147H137ZM150 148V147H149ZM170 148V146H168V149ZM186 148V147H185ZM188 148V147H187ZM196 148V147H195ZM233 148V149H234ZM70 149V148H69ZM102 149V148H101ZM106 149V148H105ZM130 149V148H129ZM131 149H133V148H131ZM153 149V148H152ZM166 149V148H165ZM181 149H183V148H181ZM208 149H211V148H208ZM213 149V148H212ZM215 149V148H214ZM220 149V148H219ZM218 149V151H217V155L218 154H220V150ZM230 149H232V147H230ZM232 149V150H233ZM241 149V148H240ZM253 149V150H254ZM66 150V149H65ZM110 150H112V149H110ZM118 150H119V148H118ZM121 150H122V148H121ZM120 150V151H121ZM128 150V149H127ZM143 150V149H142ZM156 150V149H155ZM160 150V149H159ZM190 150V149H189ZM197 150V149H196ZM222 150V149H221ZM248 150L250 151L251 150V152H253L252 151V149H249V147H248ZM107 151V150H106ZM113 151V150H112ZM124 151V150H123ZM122 151V152H123ZM129 151V150H128ZM158 151V150H157ZM164 151H166V150H164ZM168 151V150H167ZM171 151V150H170ZM190 151H192V150H190ZM210 151V150H209ZM235 151H237V150H235ZM243 151V150H242ZM100 152V151H99ZM115 152V151H114ZM113 152V153H114ZM126 152V151H125ZM163 152V151H162ZM193 152V151H192ZM195 152V151H194ZM214 152V151H213ZM216 152V151H215ZM226 152V151H225ZM228 152V151H227ZM232 152V151H231ZM255 152V151H254ZM158 153V152H157ZM156 153V154H157ZM164 153V152H163ZM187 153V152H186ZM256 153V152H255ZM142 154V153H141ZM140 154V155H141ZM159 154V153H158ZM160 154H162V153H160ZM188 154V153H187ZM190 154V153H189ZM193 155H195L194 153H192ZM211 154H212V152H211ZM215 154V153H214ZM222 154H224L223 152H222ZM222 154H220V155H222ZM242 154H244L243 152H242ZM246 154H248L247 152H246ZM254 154V153H253ZM258 154H256V155H258ZM263 154L264 153H262V155L260 154V155H258L259 156V158H257V159H260L262 162H264L263 160ZM125 155V154H124ZM138 155V154H137ZM155 155V154H154ZM163 155H165V153L163 154ZM178 155V156H179ZM185 155L186 154H184L183 156H181V157H183V158H185L186 159V157H185ZM225 155V154H224ZM232 155V154H231ZM245 155V154H244ZM249 155H250V153H249ZM252 155V154H251ZM250 155V156H251ZM255 155V156H256ZM121 156V155H120ZM145 156V155H144ZM160 156H162V155H160ZM237 156V155H236ZM239 156V155H238ZM246 156V155H245ZM137 157H139V156H137ZM153 157V156H152ZM188 157V156H187ZM218 157H220L221 159H225V158H223L222 156H218ZM232 157V156H231ZM240 157V156H239ZM244 157V156H243ZM247 157V156H246ZM165 158V157H164ZM174 158H176V157H174ZM208 158H210L209 157V155H208ZM227 159H228V156L226 157ZM158 159H160V158H158ZM181 159V158H180ZM179 159V160H180ZM212 159V158H211ZM227 159H225V160H227ZM257 159H256V161H257ZM176 160V159H175ZM178 160V159H177ZM187 160H190V159H188L187 158ZM214 160V159H213ZM231 159L229 158V162H230V164H228L227 165V167L229 168V170H233L234 172L235 171H237V172H240V173H243V174H247L248 176H250V177H252L253 179L255 178V179H257L258 181H260L261 183H264V173H262L261 171H260V169L261 170H263L261 167H262V165H263V167H264V163H262L261 161H258L257 162V165H259V164H261L262 163V165H260V167H257V168H259V169H256V170H254L253 172L251 171H247V169L246 170H243L242 168H240V167H238V166H236L237 165V163L236 164H234L232 161H230ZM252 160V159H251ZM161 161H163V160H161ZM181 161V160H180ZM215 161V160H214ZM220 161V160H219ZM236 161H238V160H236ZM241 161V160H240ZM253 161V160H252ZM184 162H185V160H184ZM183 162V163H184ZM232 162V163H231ZM246 162V161H245ZM260 162V163H259ZM171 163V162H170ZM188 163V162H187ZM217 163H219V162H217ZM224 163V162H223ZM255 163V162H254ZM259 163V164H258ZM219 164H222V162H220ZM215 165V164H214ZM246 165H247V163H246ZM249 165V164H248ZM250 165H252V164H250ZM249 165V166H250ZM221 166V165H220ZM240 166H243V165H240ZM218 167V166H217ZM223 167H225V166H223ZM222 167V168H223ZM244 167V166H243ZM215 167H213V169H214ZM226 168V167H225ZM225 168H224V171H226L225 170ZM216 169V168H215ZM218 169H221V167L219 168L218 167ZM251 170H253V169H251ZM217 171V170H216ZM220 173V172H219ZM231 173H232V171H231ZM230 173V174H231ZM235 174V173H234ZM225 175V174H224ZM228 175V174H227ZM247 175H246V177H247ZM221 176H223V175H221ZM235 176V175H234ZM233 176V177H234ZM238 176V175H237ZM244 176V175H243ZM242 176V177H243ZM223 178V177H222ZM224 178H225V176H224ZM241 178V177H240ZM244 178V177H243ZM16 179V178H15ZM242 179V178H241ZM247 179V178H246ZM14 180V179H13ZM248 180V179H247ZM246 180V181H247ZM11 181V180H10ZM21 181H22V179H21ZM245 181V182H246ZM249 181H250V179H249ZM27 182H29V181H27ZM248 182V181H247ZM246 182V183H247ZM34 183V182H33ZM252 183V182H251ZM20 184V183H19ZM257 184V183H256ZM36 185V184H35ZM249 185V184H248ZM13 186V185H12ZM14 186H15V184H14ZM17 186H18V184H17ZM16 186V187H17ZM21 186V185H20ZM26 186V185H25ZM28 186V185H27ZM39 187V186H38ZM28 188H30V187H28ZM27 188V189H28ZM35 188V187H34ZM259 188V187H258ZM22 189V188H21ZM25 189V188H24ZM26 191H28V190H26ZM31 191V190H30ZM32 191H34V190H32ZM32 191H31V193H32ZM36 191V190H35ZM39 191V190H38ZM35 193V192H34ZM64 194V193H63ZM71 194V193H70ZM263 194H264V192H263ZM262 194V195H263ZM36 195V194H35ZM62 195V194H61ZM70 196V195H69ZM255 196H257V195H255ZM68 197V196H67ZM260 197V196H259ZM258 197V198H259ZM262 197V196H261ZM260 197V198H261ZM264 197V196H263ZM70 199V198H69ZM253 199H255V198H253ZM73 200V199H72ZM260 201V200H259ZM70 202V201H69ZM87 202V201H86ZM69 204H71V203H69ZM77 206H78V204H77ZM83 206V205H82ZM87 207V206H86ZM107 209H109V208H107ZM127 209V208H126ZM52 210H54V209H52ZM116 210V209H115ZM51 211V210H50ZM100 211V210H99ZM119 211H120V209H119ZM126 211V210H125ZM57 212V211H56ZM55 213V212H54ZM58 213V212H57ZM129 213V212H128ZM66 214V213H65ZM107 214V213H106ZM111 214H112V212H111ZM119 214H121L120 212H119ZM143 214V213H142ZM62 215V214H61ZM64 215V214H63ZM67 215V214H66ZM114 215V214H113ZM71 216V215H70ZM135 216V215H134ZM62 217V216H61ZM64 217V216H63ZM112 217V216H111ZM123 217V216H122ZM137 217V216H136ZM135 218V217H134ZM138 218V217H137ZM141 219V218H140ZM201 223V222H200ZM203 223V222H202ZM203 225V224H202ZM200 226V225H199ZM193 238V237H192ZM188 239V238H187ZM189 239H190V237H189ZM197 239V238H196ZM167 240V239H166ZM173 240V239H172ZM178 240V239H177ZM183 240V239H182ZM198 240V239H197ZM227 240V239H226ZM228 240H231V239H228ZM162 241H163V239H162ZM187 241V240H186ZM189 241V240H188ZM192 241V240H191ZM184 242V241H183ZM194 242V241H193ZM193 242H192V244H193ZM198 242V241H197ZM177 243V242H176ZM189 243V242H188ZM220 243V242H219ZM225 243V242H224ZM232 243H234V241L232 242ZM163 244H165V243H163ZM162 244V245H163ZM175 244V243H174ZM196 244V243H195ZM198 244V243H197ZM202 244V243H201ZM208 244H210V243H208ZM231 244V243H230ZM238 244V243H237ZM178 246H179V244H177ZM186 245H189V244H186ZM194 246V245H193ZM197 246V245H196ZM209 246V245H208ZM212 246V245H211ZM231 246H232V244H231ZM235 246H237V245H235ZM239 246V245H238ZM36 247V246H35ZM197 247H201V246H197ZM24 248V247H23ZM174 248H176V247H174ZM195 248V247H194ZM206 248V247H205ZM204 248V249H205ZM209 248V247H208ZM212 248V247H211ZM235 248V247H234ZM241 249H242V247H240ZM201 249V248H200ZM203 249V248H202ZM201 249V250H202ZM213 249V248H212ZM211 249V250H212ZM215 249V248H214ZM217 249V248H216ZM237 249V248H236ZM240 249V250H241ZM45 250V249H44ZM48 250V249H47ZM177 250H178V247H177ZM184 250V249H183ZM197 250V249H196ZM200 250V251H201ZM226 250H227V248H226ZM225 250V252H227ZM231 250V249H230ZM234 250V249H233ZM24 251V250H23ZM192 251V250H191ZM209 251V250H208ZM216 251V250H215ZM229 251V250H228ZM232 251V250H231ZM243 251V250H242ZM248 251V250H247ZM255 250H253L252 251V253H251V258H254L255 260H256V262H257V264H264V261L263 262H261L259 259H257V258H260V257H258L257 256V253H256V251L254 252ZM258 251V250H257ZM39 252V251H38ZM41 252V251H40ZM43 252V251H42ZM48 253H50L49 251H47ZM176 252V251H175ZM188 252V251H187ZM202 252V251H201ZM211 252V251H210ZM223 252V251H222ZM221 252V253H222ZM224 252V253H225ZM246 252V251H245ZM245 252H243V253H245ZM44 253V252H43ZM46 253V252H45ZM178 253V252H177ZM184 253H186V250H185V252ZM190 253V252H189ZM199 253V252H198ZM214 253V252H213ZM242 253V252H241ZM247 253V252H246ZM47 254V253H46ZM51 254H52V252H51ZM226 254V253H225ZM186 255V254H185ZM205 255V254H204ZM210 255V254H209ZM227 255V254H226ZM187 256H188V254H187ZM186 256V257H187ZM197 256H199V255H197ZM244 256V255H243ZM249 256V255H248ZM201 257V256H200ZM243 258V257H242ZM246 258V257H245ZM201 259V258H200ZM247 259V258H246ZM260 259H262V258H260ZM202 260H203V257H202ZM241 260V259H240ZM254 260V261H255ZM205 261V260H204ZM209 261V260H208ZM245 261V260H244ZM249 261H252V260H249ZM253 262V261H252ZM27 263V262H26ZM210 263V262H209ZM208 264V263H207ZM210 264H212V263H210ZM249 264H251V263H249Z\"/></svg>",
	"mask_w": 264,
	"mask_h": 264
}]
</instances>
